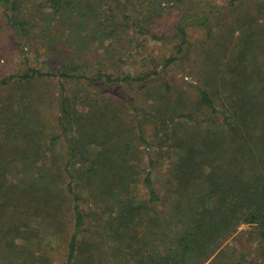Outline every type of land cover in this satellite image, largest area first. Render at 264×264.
I'll list each match as a JSON object with an SVG mask.
<instances>
[{
	"label": "trees",
	"instance_id": "obj_1",
	"mask_svg": "<svg viewBox=\"0 0 264 264\" xmlns=\"http://www.w3.org/2000/svg\"><path fill=\"white\" fill-rule=\"evenodd\" d=\"M32 1L0 0V21L21 58L15 72L0 73V262L48 264L49 244L31 219L51 226L67 207L66 264H243L223 243L244 232L241 225L264 242V0H138L139 12L128 10L134 0H122L121 9L111 8L110 0H43L45 9L37 11ZM168 7L178 8L170 32L154 30L153 20ZM121 26L129 40L132 32L141 37L139 44L170 45L164 67L183 64L191 28L205 32L204 81L194 87L200 118L177 100L180 93L168 81L155 86L156 69L87 73L79 56L90 40L116 59L127 53L123 44L111 49L104 43ZM53 52L59 55L53 68L32 65ZM70 80L144 85L145 105L131 96L124 104L96 98L80 110L67 93ZM52 102L58 107L54 125L41 115ZM109 108L123 126L110 139L104 135ZM147 124L156 149L140 168L142 156L128 140L134 134L145 149L153 147ZM61 136L68 141L65 161L53 155ZM164 157L176 194L174 230L155 205L161 198L152 169Z\"/></svg>",
	"mask_w": 264,
	"mask_h": 264
},
{
	"label": "rangeland",
	"instance_id": "obj_2",
	"mask_svg": "<svg viewBox=\"0 0 264 264\" xmlns=\"http://www.w3.org/2000/svg\"><path fill=\"white\" fill-rule=\"evenodd\" d=\"M121 1L122 0H110L111 8L121 9ZM225 1L226 0H214L217 4H221ZM29 4L30 8L32 6L31 9L35 11L45 9V3L43 0H33L32 3ZM174 7L166 8L163 14L157 16V18L153 20L152 27L154 30L158 31V29H160L166 33L170 32L171 25L178 16V8ZM128 10L132 12H139L141 9L138 5V0H134V3L129 4ZM259 20L262 21L261 19ZM0 22L3 26L0 27V73L9 74L15 72L20 67L21 58L18 52L15 51L14 41H12L11 35H9L4 28L5 20L2 19ZM262 24H264L263 21ZM131 31H133V29H131ZM52 33L53 31L51 30L45 32L43 38L46 37V34L50 36ZM132 33L134 35L129 36L131 37V40H129L127 38V31H124L121 26L115 33L117 37L108 36L104 40L105 45L111 44V49L114 48L115 45L120 44L121 46L123 44V49L127 50V53L118 59L114 58V54H107L105 52V46L101 47L97 39L90 40L88 42L89 45L87 49L81 51V55L79 54L82 61L88 65L89 70H87V73H92V71L96 72L99 68H101V70H112L117 74H120L121 72V74H125L126 72L132 74L138 72L146 73L147 71L156 69L158 71V75L153 81L155 86L163 81H168L172 85V88L175 89V91H178L176 93H180V98L177 100L183 98L189 107V111L194 112L196 117L200 118L202 115L195 103L196 93L194 87L198 82L204 81V79L200 78V71H203L202 61L203 56L205 55L204 51L208 49L210 45V41L205 38V32L198 27L191 28L189 30V39L191 41L190 49L186 59L183 61V64L174 63L167 67H164L163 63L165 58L170 54V45L167 47L162 42L156 40H143V43L139 44L138 42H141V37L136 38V33ZM217 42L218 41H213L212 43ZM56 45L60 48L64 47L61 44ZM30 54H32L30 51L27 52V55ZM58 57L55 56L54 52L49 56V58L45 53H41L39 57L35 58V61L32 60L33 64H31L38 67L42 66L43 69L48 67L53 68L54 66H51L50 62L53 61L56 63L59 60ZM41 61H43V63H41ZM56 83L57 81L53 79V84L55 85ZM143 87L136 83L127 84L126 82L114 85H89V83L87 84L83 80H70L66 82L67 93L70 96L75 97V102L80 110L87 108L89 103L93 104L96 98L103 99L99 101L100 104L106 103V99H112L114 102L118 101L124 104L127 103V96H131L133 100L137 101L136 103L138 107L141 108L145 105L142 94ZM57 109L58 107L56 103L52 102L42 108L41 115L47 122L54 125L56 123V115L58 113ZM107 114L109 115L108 122H110V124L107 130L104 131V135H107L109 139L115 138V131L117 127L122 129L123 126H118L117 114L114 110L109 108ZM123 120L126 124L128 123L124 118ZM128 127L130 126L128 125ZM146 127L149 140L153 141V147L150 148L145 149L143 144L138 141L134 134L132 135V138H130L129 132H125L126 134H124L126 137L129 135L130 140H128V142L131 143V151H134L135 149L137 155L142 156V158L138 160V163H136L140 165V168L145 166L147 167V155H149V152L153 153L156 149V138L151 136V124H147ZM53 131L56 134L59 133V129L57 127H55ZM73 134L74 133H72V135ZM67 146V139L64 136H61V138L56 141L53 155L61 154L62 161L69 159ZM134 160L136 161V159ZM41 161L42 163H48L50 161V157L44 156L41 158ZM71 162H73V160H71ZM73 164L76 165V161L75 163L73 162ZM169 167L170 159L168 157H164L158 166L152 169L155 188L161 198L155 203V205L160 211L163 220L171 221V224L167 227V229H171L174 226V216L172 213L174 212V200L176 199L175 192L170 189L171 185L167 182V179L170 178V174L168 172ZM141 186L142 185L140 184V194L142 198L147 199V192L145 188ZM63 210H66V212L64 213V211H62L58 213V222L56 224H52L51 226L44 225L40 222V219L37 216H33L31 219V225L41 229L42 236L45 237L47 243L49 244L47 250L49 260L48 264H66L67 242L69 234L72 232V224L69 216V210L67 207ZM172 229L174 230L175 228ZM241 229L245 231L241 233L237 232L230 236L224 241L223 247L228 250L235 251L236 257L241 259L243 264H264V242L256 238V235L250 231L247 225H241L239 227V231ZM0 264H5V262L1 261ZM36 264H38V261H36ZM101 264L108 263L103 261Z\"/></svg>",
	"mask_w": 264,
	"mask_h": 264
}]
</instances>
